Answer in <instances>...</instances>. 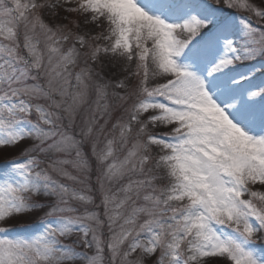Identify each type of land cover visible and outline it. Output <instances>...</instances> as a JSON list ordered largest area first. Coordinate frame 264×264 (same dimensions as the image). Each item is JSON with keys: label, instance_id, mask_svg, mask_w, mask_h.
<instances>
[{"label": "snow or ice", "instance_id": "snow-or-ice-1", "mask_svg": "<svg viewBox=\"0 0 264 264\" xmlns=\"http://www.w3.org/2000/svg\"><path fill=\"white\" fill-rule=\"evenodd\" d=\"M0 264H264V0H0Z\"/></svg>", "mask_w": 264, "mask_h": 264}, {"label": "rangeland", "instance_id": "rangeland-1", "mask_svg": "<svg viewBox=\"0 0 264 264\" xmlns=\"http://www.w3.org/2000/svg\"><path fill=\"white\" fill-rule=\"evenodd\" d=\"M258 79H259V77H258Z\"/></svg>", "mask_w": 264, "mask_h": 264}]
</instances>
